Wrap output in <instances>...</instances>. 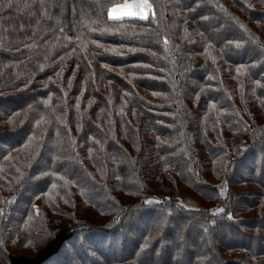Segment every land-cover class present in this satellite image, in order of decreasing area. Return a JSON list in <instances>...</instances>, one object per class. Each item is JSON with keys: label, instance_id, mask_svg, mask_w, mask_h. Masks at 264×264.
<instances>
[{"label": "trees", "instance_id": "1", "mask_svg": "<svg viewBox=\"0 0 264 264\" xmlns=\"http://www.w3.org/2000/svg\"><path fill=\"white\" fill-rule=\"evenodd\" d=\"M123 1L0 0V259L264 264V2Z\"/></svg>", "mask_w": 264, "mask_h": 264}, {"label": "water", "instance_id": "2", "mask_svg": "<svg viewBox=\"0 0 264 264\" xmlns=\"http://www.w3.org/2000/svg\"><path fill=\"white\" fill-rule=\"evenodd\" d=\"M75 232L76 228L74 227L63 228L34 256L25 257L10 255L8 264H42L55 255L63 243L69 240Z\"/></svg>", "mask_w": 264, "mask_h": 264}, {"label": "rangeland", "instance_id": "3", "mask_svg": "<svg viewBox=\"0 0 264 264\" xmlns=\"http://www.w3.org/2000/svg\"><path fill=\"white\" fill-rule=\"evenodd\" d=\"M124 2V1H123ZM122 2V3H123ZM118 4H121V3H118ZM115 5H117V4H115ZM115 5H113V6H115ZM113 6H111V7H113ZM110 7V8H111ZM109 8V9H110ZM149 14H150V11L148 12V16H149ZM107 16H108V14H107ZM206 29L209 31V32H212L211 30L212 29H210L209 28V25L207 26L206 25ZM223 31H226V32H233V33H235V28L234 27H232V26H228V25H226V26H224L223 27ZM222 31V32H223ZM255 51L253 50V49H250L249 51H248V53L249 54H252V53H254ZM238 56H240L239 54H234L233 55V57H235V58H237ZM191 85V84H190ZM7 108H9V105L8 104H4V105H0V110H5V109H7ZM4 142H10V140L8 139V140H6L5 139V141ZM48 155H46L45 157H47ZM263 157H264V150H263V155H262ZM251 164V163H250ZM46 165V163H45V161L44 160H42L41 162H39V166H45ZM243 165L244 164H240V166H238V171H239V173L240 172H242V169H243ZM252 165V164H251ZM263 180H264V177H263ZM27 189L29 188V190H32L33 189V187L31 186V187H28V184H27ZM219 189H220V193H221V195H224L225 194V192H226V190H225V186L223 185V184H219ZM178 197H179V202H180V204L182 205V206H184V207H186V208H191V209H194V208H200V205H199V202L198 201H195L190 195H188L187 193H183V192H181V193H179L178 194ZM238 239V237L237 236H233L232 238H230V240L229 239H224L226 242H228V243H233L234 241H236ZM188 242H190L189 240H188ZM264 242L262 241V242H259L258 244H256V246H259V245H261V246H263L264 244H263ZM189 245V244H188ZM253 246H255V245H253ZM187 248H190V247H188L187 246ZM19 256V255H18ZM25 257H29V256H25ZM32 257V256H31ZM0 264H8V262L7 261H5V260H2V259H0Z\"/></svg>", "mask_w": 264, "mask_h": 264}, {"label": "snow or ice", "instance_id": "4", "mask_svg": "<svg viewBox=\"0 0 264 264\" xmlns=\"http://www.w3.org/2000/svg\"><path fill=\"white\" fill-rule=\"evenodd\" d=\"M261 2H264V0H261ZM151 8L152 5L148 0H124L123 3L117 4L108 10V19L117 21L125 18L147 19ZM215 214L214 212L213 215Z\"/></svg>", "mask_w": 264, "mask_h": 264}]
</instances>
